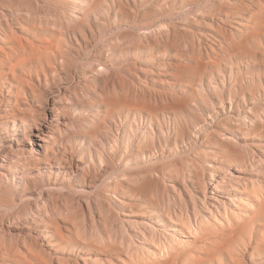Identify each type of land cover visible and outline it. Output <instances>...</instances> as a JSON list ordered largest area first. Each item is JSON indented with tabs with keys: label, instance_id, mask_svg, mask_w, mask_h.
<instances>
[{
	"label": "rangeland",
	"instance_id": "rangeland-1",
	"mask_svg": "<svg viewBox=\"0 0 264 264\" xmlns=\"http://www.w3.org/2000/svg\"><path fill=\"white\" fill-rule=\"evenodd\" d=\"M121 1L125 5L122 14L104 10L98 12L102 16L98 13L95 17L89 16L90 24L101 19L104 25L100 21L86 24L85 29L90 25L97 33L86 51L78 47L81 40L78 32L76 36L72 33L71 23L77 15L81 17V9L74 8L72 0L0 1V27L5 30L0 29V36L3 31L6 35L2 34L3 39L6 37L10 43L51 41L59 44L69 59L67 68H59L53 77H47V82L53 87L56 84L63 92L56 97L64 117L59 130L62 135H56V139L67 148L68 162L79 163L78 169L74 168V176L64 175L60 167L47 172V169L25 166L21 172H30L34 177L31 182L19 170L5 176L0 174V264H88L90 258L99 264H117L105 249L108 245L120 246L123 239L129 242L131 227L127 214L132 213L133 218L147 214L143 210L151 204L160 207L162 201L166 208H160L164 212L171 206L178 212L180 194L182 198L191 193L195 197L202 181L208 185L216 174H235L232 169L241 170L243 161L248 160L246 142L264 139V39L255 40L254 58L247 62L231 57L232 62L213 54L219 48L212 30L229 33L231 28L232 33L238 32L232 23L213 25L207 10L216 9L219 3L223 9L225 4H236V0ZM259 1L264 5V0ZM136 2L141 5L140 9L149 7L151 12L144 16L136 10ZM58 21L65 28L61 29ZM98 23L102 29L99 32L94 27ZM248 50L246 46L242 54ZM4 65L0 68V100L5 103L0 101L3 105L0 108L14 98L17 104L26 106L25 94L7 92L6 87L12 80ZM230 72L236 76L237 84L225 90L222 79L226 82ZM39 73V79L34 73L24 72L22 77L40 95L36 103L45 105L46 80ZM64 74L69 75L66 84L60 79ZM25 82L23 89H28ZM238 84L245 87L244 91L239 90ZM39 107L35 108L40 113ZM11 126L7 123L4 128L0 127L1 133L7 129L9 135H0V156L7 152L8 146V151L25 150L36 142L35 132L27 140L19 135L24 144L18 146ZM242 136L249 140H243ZM239 149L243 160L234 155ZM261 169L260 174L251 170L257 176L249 174V170L246 176L259 177L264 184ZM249 195L251 199L243 202L239 213L234 212L233 221L241 223L256 209L258 202H264V189ZM147 217L142 220L152 219L150 215ZM193 222L189 220L187 225ZM254 222L256 227L248 225L246 232L236 235V241L226 245L217 264H227L224 258L239 257L245 264L244 247L253 242L249 231L255 232L257 241L264 244L262 232L258 230L264 219L257 217ZM218 230L216 225L213 231ZM48 231L54 235L52 245H47L41 236ZM185 235L180 239L188 240L190 248L196 247L199 251L203 244L200 240L194 241L196 234ZM215 235L204 242H219ZM138 247H132L134 256L145 261L142 255L145 248ZM186 254L185 264H191L190 259L197 257L190 249ZM150 262L146 260L143 264Z\"/></svg>",
	"mask_w": 264,
	"mask_h": 264
},
{
	"label": "bare ground",
	"instance_id": "bare-ground-1",
	"mask_svg": "<svg viewBox=\"0 0 264 264\" xmlns=\"http://www.w3.org/2000/svg\"><path fill=\"white\" fill-rule=\"evenodd\" d=\"M236 2H237L236 4H231V5L225 4L223 9L220 8L222 3L221 4L219 3V4H217L216 9L209 8L207 10V12L211 16L209 18H211L213 25H219L220 23L223 25H226V23L227 24L229 23V25H231L230 23H232V24H234L233 29L238 32L236 34L232 33L231 28L229 30V33H227V31L222 32L221 29L212 30V33L214 34L213 36L215 37V40L217 41V43L215 42L216 47L219 48V50L217 52H213V54L215 56H218L219 58H223L224 60L226 58H228L227 60H229V61L231 59L233 60V58H235V60H240V61L252 60L254 58L253 57L254 56L253 50L256 47L255 40L264 39V5L262 3H260L259 0H236ZM145 3H147V2H145ZM72 4L74 5V8H80L81 9V12H80L81 17H79L77 15V17L75 19V22H77L78 27L76 26L77 24L74 22V20H73V23H71V25L73 24L72 33L74 36L75 34H77L76 32H78V34L81 36L80 37L81 40L79 41L80 43L78 44V47L83 48V50H85V51L89 50L88 48L90 46L91 40L93 41L95 39L96 34H97V33H95V30H93L91 28L92 26L90 27V25L91 24L93 25L94 23H97L99 21L101 22V19L98 18L99 20H97V18H95V20H97V21L94 20L95 22L90 24L89 22H91V20L89 19V16L96 15L98 12H100V11L102 12L104 10L105 11L108 10V11H112L114 13L122 14L124 12L123 9H125V5L123 4V2L121 0H72ZM134 5L136 7V10L139 12L141 11V13L144 14V16H146L147 14H149L151 12L150 11L151 8H149V7L148 8L143 7L142 9H140L141 5L138 4L137 2ZM98 14L101 15V13H98ZM74 17H75V15H74ZM93 17H95V16H93ZM96 17H98V16H96ZM60 19H61V17H60ZM63 19H66V18L64 17ZM58 22H60V21H58ZM62 22H63V20H62ZM78 22H81L80 25ZM58 24H59V27L61 29L65 28V26L61 25V22ZM86 24H90V25H87V29H85ZM99 24L100 23H98V25L97 24L94 25L95 29L96 28L98 29L97 30L98 32L100 30H102L101 27H98ZM143 24H144V22H143ZM52 25H53V23H52ZM74 25H75V27H74ZM49 26H51V25H49ZM52 27H54V26H52ZM106 27H107V25H106ZM2 28H3V26L0 27V29H2ZM2 30H4V29H2ZM4 31H3V33H4ZM3 33H1V36ZM4 34H3V36H6ZM161 40L163 42L162 38H161ZM8 41L9 40H7L6 37H4V39H3V37L0 38V68L4 67L5 66L4 64H6V66L8 67V69L11 73L10 74L11 80L13 81V82L9 81V87H6L8 90L7 92H9L10 94H11V92H13L14 94L15 93L16 94H25L28 98V100H27L28 102L26 103V106L23 107V106L17 104L16 98H14L13 100H15V101L12 100V102L6 100V101H8L7 102L8 107L4 105L6 107V108L5 107L2 108L4 110H2L0 108L2 110V111H0V117H1L0 119L2 120V121L0 120V127L2 128L3 125L5 126L7 123L8 124L11 123L12 132L14 131V133L16 135V138H17L16 144H18V146L24 144L23 139L21 140L20 139L21 137H19V135L20 136L24 135V140H25L27 136H29L31 133L35 132L34 137L36 138V142H34L33 145L31 144L29 149H25V150L15 149L13 151L11 148L8 151L10 146L7 145L9 147V148H7V152H10V151H13V152L7 154V152L4 151L2 156H0V174L5 176L6 174H11L12 170H17V171L19 170V173L21 175H23V173H26L27 179L30 180V182H31V180H33L34 177L32 175H30V172H25V171L21 172V170H24L25 166L27 168H29V167L32 168V166H34L40 170L47 169V170H45L47 172H50V170L55 171L56 168L60 167L63 170L64 175L65 174H71L74 176L73 172L75 169H78L79 163H77V161H74V160L68 162V160L66 159L67 158L66 157L67 148L65 146H62V141L59 142L56 139V135L58 136V134L60 133V131H59L60 125H61V122H63L62 119L64 120V117L60 114L61 110L57 106L56 102L58 100L56 101V97H60L63 94V92L59 91V87L56 86L55 83H54L55 85L53 87V86L49 85V83L47 82V77H53V75H55L54 73L57 72L59 70V68L63 69V67H65L68 64L69 59L67 58V55H65V53H64L65 51H63V48L59 44L58 45L54 44L51 41L46 42V43H42V44H36V43L30 42V41L26 42V43L23 41L24 42L23 43L20 40H18V41L16 40L15 42H11V43ZM137 42H139V39L137 40ZM157 44H159V43H157ZM246 46L249 47L250 50L245 52V54H242V52L245 51ZM63 47H64V45H63ZM66 48H69V47H66ZM215 48L211 47V49H213V50ZM66 52H67V49H66ZM231 57H233V58H231ZM71 60H72V58H71ZM227 66H229V65H227ZM65 68H67V66ZM230 68H232V66ZM39 71L41 72V74L44 76V79L46 80L45 85H46L47 94L44 95V97L46 98L45 105L36 103L37 98H39L40 95L38 97V93L36 92L34 87L29 85V84L27 85L26 84L27 82H25V79H23V77H22V74L24 72L28 73V74L34 73L36 75V78L39 79V78H41L39 76V74H40ZM68 71H70V70H68ZM231 72L229 74L228 80H226V77H225L226 82H223V79L221 78L222 79V85H223L225 90L226 89L229 90V87H231L233 85L235 88V86L237 84V83H235V82H237L236 76ZM67 76H69V75L64 74V76H62V78H60L63 80L64 84H66V82H67L66 80H68ZM41 80L42 79H40V81ZM24 82L28 86V89H23ZM252 82H254V81H252ZM186 84L188 85V83H186ZM227 85H229V86H227ZM213 86H215V85H213ZM238 87H239L240 91H242L245 88L239 84H238ZM13 88H14V90H13ZM54 88H56V89H54ZM65 88H66V86H64L62 90L65 91ZM3 89H5V88H1V90H3ZM57 92H58V95H57ZM42 95L43 94H41V96ZM142 95H143V93H142ZM1 96H2V94H1ZM228 99L230 100V98H228ZM2 100L3 99H1L0 101H2ZM2 103H3V101H2ZM220 103H222V102H220ZM260 103H262V102H260ZM178 104H180V102H178ZM1 106L3 107V105H1ZM37 106L38 107L40 106L39 108L42 109L40 111L41 112L43 111V114L40 115L41 112L39 113L38 109L35 108ZM150 107H151V105H150ZM223 110H224V107L222 108V111ZM5 128H7V127H5ZM252 132H254V131H252ZM3 133L7 134V136H9L7 129H4ZM3 133H1V130H0V135ZM60 135H62V134H59V137H60ZM194 137L196 138V136H194ZM198 137L199 136L197 135V138ZM19 139H20V141L18 142ZM242 139L243 140H249V138L245 137V136L244 137L242 136ZM263 141H264V139H261L260 141H256V142H246V146H247V149L249 151L248 160L243 161L244 163H242L243 166H242L241 170H237L235 168L232 169L238 174H236V173L235 174L232 173L230 175L227 173H225V174L223 173V175H220V174L215 175L214 174L215 176L211 177L210 182H208V185L204 181H202V184L200 186H198V189H197L198 194L196 193L195 197L192 196L193 194L191 193L194 189L191 190V192H190L191 195L187 194L185 197H183L184 199L182 198V196L180 194L179 204L177 203L178 204L177 206L179 208V211H178L179 213L176 212L175 209L171 208L172 206L170 203L173 202L172 199L174 198L172 196L173 197L172 199L169 198L171 200V202L169 203V205L171 207H169V208L167 207L166 210L164 209L166 212H164L163 209H161L163 206V201H162V203L161 202L159 203V204H162V206H160L161 208L159 206H157L156 204H151L148 207V209L143 210L144 213L146 212L147 214L138 215V217H135V218H133L134 215H132V213L127 214L126 219L128 220V224L130 226L128 224L127 225L129 227H131V229L129 228L131 231L130 232L127 231L129 234V237H128L129 242L126 243V240L123 239V242L121 241L120 246L108 245L105 250L109 251L112 254L110 256V258L113 259L117 264H143V263H145L146 260L151 261L149 264H185V259L187 258L186 250L190 249V253L195 252L196 256H197L195 258L190 259L191 264H217V262L219 261V259L223 255V253L225 252L224 250L226 248V245L230 242L236 241V235L242 234L243 232H246V227L250 224H252V225H254V227H256L254 220L257 217L264 219V202H261V203L258 202L256 209L252 212H249L248 215L243 218V221L241 223L233 221V216L235 214L234 212L239 213V208L243 205V202L246 201V199H251V196L249 195V193L261 192L264 189V184L263 183L261 184V181H259V179H261V178H259V177L254 178L251 176H246V172H248V170L249 171L255 170L256 172L259 171L258 174H260V169L262 167H264V142ZM0 146H1V144H0ZM240 146H242V145L240 144ZM2 150H4V149H2ZM242 152H243V150H242ZM234 155L237 156L238 158H240L241 160H243V158H244V156H242L240 149L237 150L236 152H234ZM63 165L65 166L64 168H63ZM152 166H154V165H152ZM231 168H233V167H231ZM216 170H218V169H216ZM262 170H264V169H261V171ZM227 172H228V170H227ZM256 172L254 173L251 171V173H249V174H254V176H257ZM262 172L264 173V171H262ZM137 182H139V181H137ZM151 184H153V183L151 182ZM187 190H188V188L186 189V192H188ZM152 191L153 190H151L150 192H152ZM199 192H200V194H199ZM163 194H164V191H163ZM143 195H145V194H143ZM184 195H185V193L183 194V196ZM170 197H171V195H170ZM151 199H152V196H151ZM158 199H159V197H158ZM118 200L122 202L121 199H118ZM167 203H168V201H167ZM174 206H175V204H174ZM228 206H230V207L228 208ZM130 207H131V205H130ZM164 207L165 206H163V208ZM175 207H173V208H175ZM189 209H190V211H188ZM140 211H141V209H140ZM187 212H191L192 214L190 213V216H189V215H187ZM199 213H200V215H199ZM147 215L152 216L151 218L155 219V221L153 223H151L152 219H150V218L148 219V221L142 220V219L148 218ZM189 220H192V222L194 220V222L191 225H187V224H190ZM217 222H219V224H217ZM186 225H187V227H186ZM216 225L219 228V230L217 232L213 231ZM133 227H135V228H133ZM259 227L260 228H258V230H260L262 232V236L264 237V224L259 225ZM129 229H127V230H129ZM127 232L125 231V233H127ZM185 233H187L188 236H190V237L194 233L196 234L197 237L194 238V241L197 242L200 240V243L203 244V246L199 248V251L196 250V247L190 248L191 243L188 242V240H181L180 239L181 237L186 236ZM214 233L216 234L215 236L219 239V242L213 243V244L205 243L204 241L209 236L214 235ZM247 233H249L250 237H253V242H249L247 247H244L246 249V255H245L246 261L244 260L245 264H247V263L248 264H264V244H261L257 241V237H256L255 232L249 231ZM41 236H42V239L45 242H47L46 243L47 245L53 244V238H54L53 236L54 235L52 232H49V231L43 232ZM125 237H126V235H125ZM125 237H123V238H125ZM108 242H109V240H108ZM116 243L118 244V242H115V244ZM134 243L136 245H134ZM132 245L135 247L140 246L142 248H145V251L142 253V255H145V258H146L145 261L139 260V259H137V256H134ZM142 251L140 250V252H142ZM108 255H110V254H108ZM199 256H203V258H199ZM0 257H1V250H0ZM105 260H107V259H105ZM224 261L227 264H241V263L244 264L242 262L243 260L240 261V257H239V259H237V258H235V259L234 258H224ZM107 262H108V260H107ZM88 264H99V263L96 259L90 258Z\"/></svg>",
	"mask_w": 264,
	"mask_h": 264
}]
</instances>
